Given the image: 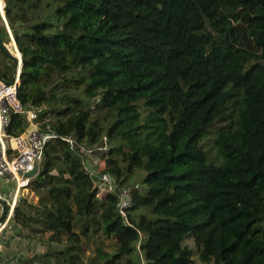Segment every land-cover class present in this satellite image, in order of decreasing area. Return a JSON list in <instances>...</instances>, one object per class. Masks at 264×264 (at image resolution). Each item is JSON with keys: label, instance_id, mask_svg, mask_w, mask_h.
<instances>
[{"label": "trees", "instance_id": "trees-1", "mask_svg": "<svg viewBox=\"0 0 264 264\" xmlns=\"http://www.w3.org/2000/svg\"><path fill=\"white\" fill-rule=\"evenodd\" d=\"M4 3L17 99L53 134L27 185L37 203L12 213L21 264H264V0ZM28 126L11 113L7 134ZM81 146L108 147L98 174Z\"/></svg>", "mask_w": 264, "mask_h": 264}, {"label": "built area", "instance_id": "built-area-1", "mask_svg": "<svg viewBox=\"0 0 264 264\" xmlns=\"http://www.w3.org/2000/svg\"><path fill=\"white\" fill-rule=\"evenodd\" d=\"M6 25V24H5ZM6 28L9 27L6 25ZM10 33V31H9ZM18 82H11L0 76V180L7 178L15 183L17 189L27 187L33 177L26 174L36 169L39 170L43 148L47 140L53 137L48 129L42 131L37 120V112H24L17 99L16 85ZM11 113L23 114L29 123L25 132L17 136H9L7 129L11 122ZM67 142L71 150H76V142L68 137ZM90 174L93 173L90 171ZM100 187L108 186L111 190V181L105 174L98 177ZM119 212L125 218L127 209L131 206L130 190L123 189L118 193ZM9 207V206H8ZM14 207L10 211L6 209L3 219H0V234L6 229L12 218ZM3 209L0 207V217ZM0 264H2L0 262Z\"/></svg>", "mask_w": 264, "mask_h": 264}, {"label": "rangeland", "instance_id": "rangeland-1", "mask_svg": "<svg viewBox=\"0 0 264 264\" xmlns=\"http://www.w3.org/2000/svg\"><path fill=\"white\" fill-rule=\"evenodd\" d=\"M3 13H4V10H3ZM4 17H5V15H4ZM4 23L7 25V21H6L5 18H4ZM6 25H5V27H6ZM6 29H7V32H8V41H6L5 45L7 46V48L10 51L15 52V46L16 45H15L14 41L11 40V38H13L12 37V34H11V30L9 29V31H10V33H9L8 28H6ZM3 63L4 64L7 63V59H5L3 56H0V68H1V71L2 72L3 71L4 72L6 71L8 73L9 72L12 73L13 63H12V65L10 63H7V65H4V66H3ZM13 69H14V67H13ZM210 130H212V129H210ZM206 135L203 136V138L201 139V142L203 141V145H204V147H205V149L207 151V154H208L209 158L214 161L213 164H215L217 166H222L223 160H222V158H220L219 161H218V157L216 156L215 150L213 148V146H214L213 145L214 134L213 133H210L209 135H207V136ZM106 151H108V147H106L104 149H97L96 147H93V148H85V147L81 146V147H79L77 149V152L80 153V155L84 157L87 168L90 171H93V173L95 175L98 174L101 171V169L104 167V164H105L104 163V155H105L104 153H106ZM216 161H218V162H216ZM94 178H95V176H94ZM0 185H1V187H0L1 190H4V191H12V189L14 188L12 182H10L7 178H2L0 180ZM139 188H140V186H139ZM106 189H108V186L103 185L102 190L105 191ZM127 190H129V189H127ZM10 234H11V230H10ZM14 236H15V238H18V236L16 234ZM11 238L12 237H10V239ZM184 245L188 246L194 252H196V248H195V246L193 244V241L191 239H189V238L185 239ZM26 247H27L26 244H24V245L22 244V246H21L20 249L17 248V252H19V253L21 252V255L20 256H22L21 259H19V262H17L18 264H21V261H23V259H25L23 257V255H26L25 254L26 251L23 250V249H25ZM93 248L94 247L92 245H90L86 249V251H85V257H88L89 258V257H91L93 255ZM33 249H30V251H28V254L27 255L32 254ZM193 260H194V263L195 264H202V263H200L197 260L196 254L193 257ZM13 264H15V261H14Z\"/></svg>", "mask_w": 264, "mask_h": 264}, {"label": "crops", "instance_id": "crops-1", "mask_svg": "<svg viewBox=\"0 0 264 264\" xmlns=\"http://www.w3.org/2000/svg\"><path fill=\"white\" fill-rule=\"evenodd\" d=\"M11 40H13V38H11ZM13 53L15 55H17V54L19 55V52H18L16 46H15V52H13ZM12 184L14 186L12 191H4V190H1V188H0V198L7 203V208L9 209V211H10V207H15L16 203L21 198H26L32 204L37 203V200H38L37 197L32 192H30L27 187L17 189L15 183L12 182ZM0 187H1V185H0ZM0 207H1V205H0ZM8 209H7V211H8ZM12 209L14 210V208H12ZM11 219L8 222L6 229L3 230L0 234V262L2 264H13L15 259H16V261L18 260V257H16V255L20 256V254H21V253L17 252V245H20L21 243H20V240L15 239L14 235L17 234L18 232L15 231L13 228V225H11L12 224ZM10 230H11V234H10ZM10 237H12V238L10 239ZM25 242L26 241L24 240L23 244ZM34 249H35L34 250L35 252H39L38 249H40V248L39 247L37 248V246H36ZM20 257H22V256H20Z\"/></svg>", "mask_w": 264, "mask_h": 264}, {"label": "water", "instance_id": "water-1", "mask_svg": "<svg viewBox=\"0 0 264 264\" xmlns=\"http://www.w3.org/2000/svg\"><path fill=\"white\" fill-rule=\"evenodd\" d=\"M2 1H3V3H2V6L0 7V21L1 20L4 21V18H5L4 17V13H3L4 7H5V3H4V0H2ZM0 50L13 63L14 73H13V77L11 79V82L12 83L13 82H18L20 72H21V70L23 68V64H22V61H21L20 53H19V55H15L13 52H11L7 48L5 43H3L1 37H0ZM36 174H37V170L33 169L32 171H30L26 175L28 177H34ZM0 205H1L2 209H3V214L0 217V219H3V217L5 215V211L7 209V203L0 198Z\"/></svg>", "mask_w": 264, "mask_h": 264}]
</instances>
